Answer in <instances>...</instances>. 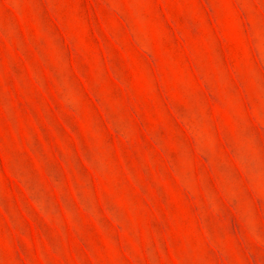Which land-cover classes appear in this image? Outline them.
I'll return each mask as SVG.
<instances>
[{"label": "rangeland", "instance_id": "rangeland-1", "mask_svg": "<svg viewBox=\"0 0 264 264\" xmlns=\"http://www.w3.org/2000/svg\"><path fill=\"white\" fill-rule=\"evenodd\" d=\"M0 264H264V0H0Z\"/></svg>", "mask_w": 264, "mask_h": 264}]
</instances>
